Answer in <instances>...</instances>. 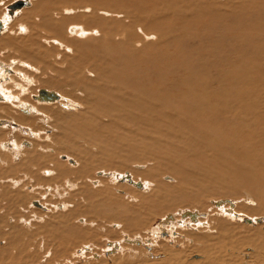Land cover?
Listing matches in <instances>:
<instances>
[{
	"label": "bare ground",
	"instance_id": "1",
	"mask_svg": "<svg viewBox=\"0 0 264 264\" xmlns=\"http://www.w3.org/2000/svg\"><path fill=\"white\" fill-rule=\"evenodd\" d=\"M20 1H24V4L16 6ZM30 2L33 0H15L7 9L11 15L21 10V16L29 17L20 22L27 28L31 27V36L22 41L9 37V41L2 39L3 43L9 48L14 46L19 60H16L17 63L28 67L30 59L33 65H39V74L33 76L41 85L60 90L70 100L74 98L82 102L83 107L72 113L59 106H39L41 109L37 110L31 104L17 101L19 110L26 113V116H15L17 122L28 126L32 124L31 127L38 129L37 132L42 129L37 126L42 124L43 119H48L54 132L49 137L32 140L31 148L24 147V155L17 163L13 161L14 154H0V238L6 239V247L0 254H14L16 258L17 254L26 251L25 245L21 243L25 250L23 252L18 244L27 231L24 232L16 223L17 218L24 217L19 213L22 205L26 207L24 204L34 196L26 192V186L34 189L32 187L47 185L53 189L56 187L52 186L53 183L64 184L65 181L70 188L71 181H77L75 184L78 186L71 185V188L76 187V191L69 193L73 207L66 214L33 211L42 214L40 217L45 219L38 227L43 231L36 230L34 234L56 235L57 239L60 232H66L67 236H63L65 239L69 237L88 243L98 233L89 237V227H82L84 222L79 229L72 225L64 226L71 218H77L74 216L79 213L86 217V222L92 221L94 224L102 220L121 223L118 224L121 227H117L131 234L142 225H147L142 217H147L151 211L169 212L177 205L202 208L204 196L237 195L241 188L246 187L253 189L256 197L254 206L252 202L249 203L252 204L250 213L264 214V68L260 72L256 65L259 59L264 60V44L261 43L263 46L260 47V43L256 46L254 43L258 40L256 38L264 36V0H37L25 9ZM9 17L3 12L0 16L3 25H8ZM240 18L250 21L247 28L243 27V22L239 23ZM203 20L208 22L204 24ZM66 23H73L72 27L77 28L75 35L83 37L67 35ZM3 25L0 23V30ZM90 26H94L93 29ZM89 29L96 35L89 33L84 38L87 34L85 31ZM190 40L196 45L186 47ZM16 42L29 44L17 49ZM51 44L71 47L74 54L67 56L63 48L58 51L57 57L54 52L60 47ZM229 49H232L231 53ZM249 49L252 51L247 52ZM172 53H176L175 57H171ZM4 61L0 58V82L7 80L4 76L6 73L14 72L9 75L18 76L14 84L21 82L24 86L31 85L29 72L17 69L19 66L13 67L15 71H12L10 67L13 65ZM24 86H19L22 88L20 92L11 96L13 100L24 93ZM1 89L0 99L7 102L8 94ZM41 90H45L48 96L41 95ZM37 92L36 97L42 102L60 100V95L54 91L39 89ZM35 110L39 117L31 115ZM20 143H15L16 146L13 143L3 144L9 153H16ZM47 149H53L56 156L60 152L73 156L78 164L71 168L67 163L56 161L55 155L46 157L41 150L46 152ZM147 160L153 164L143 171L133 170V177L141 176L154 181L153 187L150 183L152 190L149 194L137 193L139 204L131 206L128 202L131 198L127 195L134 194L133 188H122L123 197L120 192L118 194L120 186L115 180L126 177L125 182L136 188H145V181L139 182L128 173L123 175L116 172L124 171L131 162ZM111 164L117 168V171L108 174L112 183L90 188V171L95 168L108 170ZM134 168L139 169V166ZM41 169L50 170L45 173L48 176H43ZM104 173L101 171L99 174ZM162 173L173 174L175 183H162L159 180L158 183L157 177ZM71 194L73 199L70 198ZM243 194L248 197L250 193ZM218 201L212 200L211 203L214 206L218 204L216 206L224 214L229 213L228 219L241 218L242 215L233 211V201L229 200L228 205L224 199ZM38 205L44 210L41 204ZM225 205H230V208H225ZM190 209H181L180 217H175L177 219L172 214H166L156 227L157 233L161 231L166 236L173 235L176 234L174 227L177 224L185 227L193 222L198 225L203 223V219L197 220L203 214ZM219 220H213L215 229L219 231L216 234L194 235L197 241L202 242L198 253L205 257L206 264H217L220 260H225V264H237L233 256L218 255L223 243L231 249L251 245L253 248L249 257L253 263L264 262L262 232L255 229L238 235L232 224ZM258 220L260 218H249L245 222L259 223ZM168 222L171 223L169 227ZM117 231L114 233L118 234ZM108 232L109 229L105 232L107 236ZM153 236L152 239L158 235ZM64 238L59 243L65 244ZM126 240H133L131 242L138 246L143 242L138 237H127ZM120 245L115 241L108 244L107 252L122 250ZM86 246L83 245V251L79 252L89 250V246ZM164 251L170 262V259L180 262L181 254H184L181 250ZM60 255H63V251ZM21 258L26 259V256L22 255ZM16 262L28 264V260ZM127 263L130 264V261Z\"/></svg>",
	"mask_w": 264,
	"mask_h": 264
},
{
	"label": "rangeland",
	"instance_id": "2",
	"mask_svg": "<svg viewBox=\"0 0 264 264\" xmlns=\"http://www.w3.org/2000/svg\"><path fill=\"white\" fill-rule=\"evenodd\" d=\"M14 1L13 0H0V16L4 12L5 15L7 17L10 16L9 18L11 19L7 23L9 26L8 25H3V27L0 30V36L2 35L0 37L1 38L0 39V58L3 61L5 60L4 62H8L9 61L10 62L9 64L13 65V66L10 67L12 71H15L14 68L16 66H19V68H17V69L22 70L24 73L29 72V74L31 75V77L28 80L31 81L30 82L31 85L24 86L25 84H23L21 82H18V83L15 82V84H14L13 81L15 80V78H17V80H18V76L14 75L15 77H13V76H10L9 77V75L11 73H14V72H9V74L6 73L4 76L6 77L7 80H4V82L2 81L3 84H1L2 82H0V89L2 87L1 90L3 92L4 91L7 92V94H8L6 96L7 97L8 106H6L7 105V102H4V100H2L3 98L0 99V102L1 103L2 102L4 103L2 105L0 104L1 105V107H0V118H1L0 119V131H1L0 132V136L2 137L1 138V141H0V145H1L0 146V148H1L0 149V151H1L0 154H2V155H8V156H10L11 154H14L15 156L13 158V161H14V163H17L18 161H21V159L23 157V156L21 157V155H24V152L22 151L24 149V147L26 149H30L31 148L30 146L32 144V140L42 139V138H44V136L45 137H49V135H51L54 132V131H52V123H50L48 119L46 120V119H43L42 118L43 119L42 124H39L40 126H37L39 128L42 127V129H40L37 132H36V130H38V129H35L34 127H31L32 124L30 126H28L26 124L19 123V121L17 122L14 119L15 116H19L20 114H22V116H26L25 115L26 114L25 111L22 112L17 107V105H18L17 101H19L21 104H22V102H25L27 104H31V106L37 107V110L38 109H41L43 107L45 108L47 106L48 107L59 106L60 108H63L64 110H66L68 112H71V113L72 112H77V111L81 110L83 106H82V102H80L78 100H75L74 98H71V100H70V98L67 97L65 94H63L60 90H58L56 88L53 89L52 87H46V86L41 85L39 83L40 81L38 82L37 77H35L36 74L37 75L39 74V65L38 66L33 65L32 61L30 59L28 60V64L30 63L28 65V67L26 65H22V64L17 63V61H19V60L17 58V55L14 53L15 52L14 46H11L10 47L12 49L11 50L8 46H6L3 43V40L9 41L10 38L13 39V40H15V41H16V39H17V41H22L25 38L30 37L31 36L30 34H32L31 27L28 26V28H27L26 26L22 25V23L20 22V21L26 20L29 17L21 16V14H20V11L21 10L19 12L18 11L14 12L13 15H11L9 13V10L7 9V6L10 5V4H12V2H14ZM34 1H37V0H33V2ZM33 2H30V5L26 6L25 9L26 8H29V6H31ZM18 16H19V18L20 17L21 18L19 19ZM231 19H227L226 21H231ZM238 21H239V23L240 22H243V27L244 28H247L248 25H249L248 23H250V21H246V20L243 21L242 18L238 19ZM18 22H20V23H18ZM75 22H77V23H80L81 22V23L85 24L82 21H75ZM202 22L205 24L208 21L207 20H203ZM215 23H217V22H215ZM67 24L68 23L65 24V29H66L67 32L64 30L67 35H70L71 37L73 35L74 36L73 38H81V37H83V36L75 35V33L77 32V28L75 29V28L72 27V26H74L73 23L68 24V25ZM92 27H94V26H90L91 29H93ZM21 28H23V30H21ZM4 29H6V30H4ZM91 29L85 31V32H87L88 35L86 34L84 38L88 37L90 34L91 35H96V32L98 33V31H99L96 28V32H92ZM2 30H4L5 32L2 31ZM15 31H16V34L14 33ZM26 32H29V34L27 33V35H29V36L26 35ZM14 35H15L16 38L14 37ZM25 35H26V37H24ZM256 39H258V40H256ZM256 39H255L256 42L254 41L255 46H256L257 43H260V47L263 46L261 43L264 44V36L263 37L256 38ZM261 39H263V40H261ZM28 44H29V42L28 43H24V44L17 43V42L15 43L17 49L18 48H22L24 45H28ZM51 45L52 46H55L56 45L55 46L56 48H59L60 47L59 44H51ZM194 45H196V43H193V41H191V43L188 46H186V47H190V46H194ZM195 47H197V46H195ZM63 48H64V50H62V51H64L65 53H67V56H69V55L71 56L72 54H74L73 53L74 52V49L73 48H71V47H65V46H62V47H60V49H57L56 50L57 53L54 52V54L57 55V57H58V51H61V49H63ZM68 49H69V52H68ZM221 49H223V48H221ZM231 51H232V49L231 50L229 49V53H231ZM250 51H252V49L251 50L250 49L247 50V52H250ZM54 54H53V56H54ZM175 55H176V53H174V54L172 53L171 54V57H175ZM55 58H56V56H55ZM51 60L53 61L54 58H52ZM55 61H56V59H55ZM259 61L260 62H258L256 65L258 66V69L261 72L263 70V68H264V65H263L264 64V60L259 59ZM33 75H35V76H33ZM8 81H10V82H8ZM16 84H17V87L15 86ZM19 86H21V87L24 86L25 87L24 93L23 94L20 93L19 97L16 96L17 99H14L13 100L11 98V96L12 95L15 96L16 92H20V90L22 89ZM39 89H46V90H49V91L56 92L57 94L60 95V100L59 101H55V102H42V101H40L36 97L37 94H38L37 90H39ZM31 93L34 96H32ZM18 94L19 93H17V95ZM1 95H0V97H1ZM263 95H264V93H263ZM68 100H69V102H68ZM11 103L12 104L14 103V105L16 104L15 108H14V105H12ZM48 104H50L51 106L48 105ZM45 105H47V106H45ZM39 106H41V108ZM7 107H8V110H7ZM33 112L34 113L31 114L33 117L34 116L35 117H39V115H38L39 113L36 112V110L33 111ZM3 116H4L5 119H3ZM6 117L7 118L9 117V119H7ZM40 117H42V115H40ZM3 123H5V124H3ZM13 123L15 124V126L13 125ZM4 131H6V132H4ZM3 133H5V134L2 135ZM5 135H7V136H5ZM19 141L20 142L22 141V142L20 143ZM2 142L4 144H6V143H13V145H15V143H17V144L20 143V147L19 148L21 150L18 148V151L16 153H9L7 151L8 150L7 149V146L4 145ZM9 151H10V149H9ZM47 151L45 152V150H41V152L43 154H45L46 157L55 155V157L57 158L56 161L64 162V164L67 163V166L69 165V167H71V168L76 167V165L78 164L77 163L78 160L75 157L69 156L66 153H61L60 152V154H57V156H56V152H53V149H47ZM47 155H49V156H47ZM151 162L152 161H148V160L147 161H142V162H137V161L136 162H131L132 164L131 163L128 164L127 167H125V169H123L124 171L118 170L119 172H116L117 174H123V175L128 173L134 180L137 179L139 182H144L145 181L144 182L145 188H136L135 186H132L131 184L129 185V184H127V182H125V178L126 177L125 178L122 177V180H115L116 184L118 186H120V187H118V189L120 190V191H118V194L120 195V193H121L122 194L121 196H123V193H124L122 188H124V187H131V188H133L134 194L127 195V196H130L129 198H131V199H129V200H131L132 202L131 201H128V197H126L127 198V201L129 202V204L131 206L133 204L134 205H137V203L140 201L139 198H138V196L136 194L137 193L145 194L144 192H146V194H149L150 189L152 190L153 183H154V181H151V180H149L147 178L145 179L144 177H141V176L140 177H133L134 176L133 175V170H139V171L146 170V169L149 168L148 167L149 165H152L153 164V162L152 163ZM138 163H139V165H138ZM134 164H136V165H134ZM94 165L96 166V164H94ZM138 166H139V169L138 168H134V167H138ZM114 167H115V165L114 164H111L110 165L111 170H110V168L108 170H104V169H100V168H95V169L91 170L89 177L91 178L92 181H91V184H90L89 187L90 188H92V187L93 188H98V187L104 186L105 183H112L111 182V176L108 175V174H111L112 172L117 171V168L116 167H115V169H113ZM43 170H45V169H43ZM43 170L41 169L40 170V173H42V175L44 174L45 176H48L45 173L50 172V170L46 169L47 172L46 171H43ZM101 171H103L105 173L102 174V175L99 174ZM160 175L157 177V182H158V180H159V182H162V183H165L166 181H168V183H175V181H176V177L173 174H170V173H165L164 174V173H162ZM67 179L69 180L70 178H67ZM147 180H149V181H147ZM108 181H110V182H108ZM75 183H77V181H74V182L71 181V185H73ZM96 183H97V186H95ZM150 183H151L152 187H151ZM58 184L60 185L59 187L57 186ZM68 184L69 183H67V185ZM54 185H56V187H55L56 189L55 188L52 189V188H50V186L48 187L47 185L37 186L36 188L35 187H32L34 189H31L30 186H26V188H25V190L27 189L26 192H30V195L31 196L34 195L33 198H32L33 201L31 199H29V200H27V203L24 204V205H26V207L22 205V208L19 211V213L20 214H23L24 217L23 218H17L16 219V223L21 227V229L24 232L27 231V235H23V238L24 239L21 242L19 241L20 244H18V248L22 247V251L24 252L26 250L25 251L26 254L25 253H22L21 255L20 254H17L16 258L14 257L15 256L14 254H12V256L10 254H7V253L4 254V255L3 254H0V261H1L0 264H3L2 262H4V264H16L17 263L16 261H18V263H22V262H24V260H28V262H27L28 264H31V263L32 264H57V262H58V264H112V263H115V264H118V263L119 264H124V263L129 264V263H127L129 261H130V264H141V263L142 264H162V263L163 264H206L207 262H206L205 257L203 255H201L200 253H198V250L201 249L202 242L201 241H197L194 238V235L199 234V233H206L207 235H211V233L216 234L217 232H219L217 228L215 229V225H214V221H213L214 219H216V220L220 219L219 221H221L222 223L229 222V225L232 224L231 226L236 229L235 230V233L238 232L237 233L238 235H245V233L247 234V232L253 231L255 229H256V231H259L260 233L262 232L264 234V214H260V213H256V214L253 213V214H251L250 213L251 207L254 206L255 205L254 203L256 202V197L253 194V189L250 190L249 188L243 187V188L240 189V192L237 195H235L232 192L233 193L232 195L220 194L218 196H214V195H211L210 194L207 197L204 196L205 198L203 197L202 198L203 200L201 201V203H203L202 208H199V207L197 208L196 206L195 207H191V206L189 207V206H183V205L182 206H179V205H177V206H175L176 208L174 207L175 210L174 209L173 210H169V212L168 211L158 212L156 210L155 211H151V213H149V215H148L149 217L147 216L148 218L147 217H142V220L143 221L145 220L144 221V224L147 223V225L146 226L145 225H142L143 227L138 228L137 230H134V232L131 233V234L128 233V232H126V231L123 232V229L121 231V228H118L117 227V226H120L118 224H121V223H117V222H106L104 220H102V222L99 223V224L98 223L94 224L92 221L86 222L85 221L86 217H84L83 215H81V213H79L76 216H74V217H77V218H74V219L71 218L67 223L64 224V226L65 225L66 226H71L72 225L73 227H76L78 229H79V227L80 228L85 227L86 229H87V227H89L87 229L88 231L86 230L87 232H89L88 233L89 234L88 235L89 237H93V235H96V233H98V235L95 236V238H92V240H91L92 243H95V244H93L94 246L91 244L90 241H89V243L92 246L88 242H85V240H82V241H84V242H82L80 239H77L76 240L74 238H69V237H67L65 239L64 237L67 236L66 232H63L62 234L60 232V235L58 234L57 239L55 238L56 235H53V237L51 236L53 239L50 236H47V235H44V234L41 235V234L38 233L37 235H35L34 233H37L36 230L38 232H42L43 231V228L42 229H39L38 228L45 221V219L42 217L43 216L42 214H46V213H49V212H52V211H57V214H60L61 213L60 215H62L64 213L66 214V212H68L71 209V207H73L71 205L72 203H70L68 197H69V193H72L71 191H73V190L76 191V187L74 186L75 188H71V185H70V188H68V186L65 184V181H64V184H63V182L62 183H53L52 186H54ZM76 186H78V185H76ZM49 188H50V191H47V189L49 190ZM137 190H138V192H137ZM243 192H245L247 194L250 193V194H248V197H246V195L243 194ZM241 193L243 194V196H242ZM134 196H135V198H134ZM212 196H214V197H212ZM123 197H125V196H123ZM70 198L73 199L72 194L70 195ZM249 198H250V200H249ZM218 199H224V201L227 203V205H228L229 200L233 201L235 203L234 210L233 211L236 214H238L239 216L242 215L241 218L234 217L233 219H230L229 218L230 219L229 220L227 218V217L230 216V215L227 216L229 213L227 215L224 214L223 212H221L222 209L220 210L218 208L219 206H216L218 204H215V206H214L211 203L212 200H215L216 202H219ZM133 200L134 201H137L138 200V201L137 202H134ZM68 201H69V203H67ZM251 202L253 203V205L252 204H249ZM38 204H41L44 207V210L42 208H40ZM229 204H230V202H229ZM227 205H225V208H230V205L229 206H227ZM221 208H224V207L221 206ZM245 208H248V209H245ZM181 209H183V210L184 209L195 210V211L199 212V214H203V215H200L199 218L197 217V220L198 219H201V220L203 219L202 220L203 223H199V225H198V224H196V223L193 222V223H189V226L188 225H185V227H183L184 225L183 226L182 225L180 226V225L177 224V226L174 227V232H176V234L173 233L174 236L171 235V234H169L170 236L168 235L169 236L168 237V236H166L167 235L166 233L161 232V231L158 232L159 233L158 234L157 233L158 229H156V227H157L158 223H160V220L161 219L163 220V218H164V216L166 214H172L174 219L179 218L180 217L179 211ZM34 210L37 211V212H40L42 214H39L38 215L37 212H35V213L33 212ZM221 213H223V214H221ZM40 215H42V216L40 217ZM176 216H177V218H175ZM225 216H226V218H225ZM249 218L250 219L260 218V220H258L259 223L255 222V221L253 223H247V222H245V220L246 219H249ZM40 219H44V220L42 221ZM186 222H189V220L186 221ZM78 224H79V226H78ZM81 224H82V227L80 226ZM89 224H91L92 226L89 225ZM170 225H171V223L168 224V227ZM110 226H111V228H110ZM108 229H109V232H108V236L109 237L105 233ZM110 230L111 231L113 230L111 235H109V233L111 232ZM139 230H140V232H139ZM114 231H117L118 234H115ZM103 233H105L106 235L104 236ZM155 234H156V236L157 235L158 236L156 238L152 239V237H154L153 235H155ZM112 235H113V237H112ZM234 235H236V234H234ZM126 236L128 238L138 237L143 242H140L139 243V246H138L137 244H134L133 243L134 242L133 240H128L127 241L126 240V238H127ZM104 237H106V238H104ZM28 238L30 239L31 243H30V241H28L29 240ZM62 238L65 239V241H66L65 244L66 245L64 243H62V242L59 243V241H62ZM147 239L150 240L151 243L148 242ZM5 240L6 239H4V238H0V247H1L0 252L6 247L5 246L6 245L5 244L6 243ZM74 241H75L76 244H74ZM114 241L117 242V243H119V245L121 243L120 246H121L122 250L120 249L118 251V249H117V251L114 250L116 253L114 251H112L111 253L110 252L108 253L107 252V250H108L107 249L108 248L107 245L110 244V243H113ZM131 241H133V242H131ZM21 243L23 245H25V250L23 248L24 246H22ZM56 243L60 244V246L58 244H56ZM70 244H72V245H70ZM147 244H148V246H147ZM224 244L225 243H223L220 246V252H219L220 254H218V255H221L222 254L223 256H233V257L236 258L235 260H237V264H254L253 261H252V259H251V257H249L251 255L250 253L252 252L251 250L253 248L251 245H243L240 249H231L230 247H228V246H226ZM83 245L89 246L88 248H89L90 251L87 249L86 251L84 250V252H82L83 251V249H82ZM64 246H65V248H64ZM87 246H86V248H87ZM155 246H156V248H155ZM57 247H58L59 250L57 249ZM163 247L165 249L170 250V251H173L174 250V251H178L179 252L181 250V252L184 253V254H181V256L183 255L182 258L180 259L181 261L179 262L178 260H175V261H177V262H175L173 259H170V260H172L170 262L169 259H168V255L166 254V251H164L165 249H163ZM64 250H65V252H64ZM79 250H82V251L79 252ZM30 251H31V253H34V254H31ZM62 251H63V255H60L62 253ZM117 252H119V253H117ZM22 255L23 256L25 255L26 256V259L21 258ZM126 255H127V257H126ZM197 255H199L200 258ZM195 256H197V258H195ZM11 257H12V259H11ZM235 260H231V262H233ZM217 264H225V260H220L219 262H217ZM262 264H264V262H262Z\"/></svg>",
	"mask_w": 264,
	"mask_h": 264
},
{
	"label": "water",
	"instance_id": "3",
	"mask_svg": "<svg viewBox=\"0 0 264 264\" xmlns=\"http://www.w3.org/2000/svg\"><path fill=\"white\" fill-rule=\"evenodd\" d=\"M23 2H24V1H20V2H18V3L16 4V6L19 5V4H24ZM40 93H41V95L48 96V95H46V91H45V90H41Z\"/></svg>",
	"mask_w": 264,
	"mask_h": 264
},
{
	"label": "flooded vegetation",
	"instance_id": "4",
	"mask_svg": "<svg viewBox=\"0 0 264 264\" xmlns=\"http://www.w3.org/2000/svg\"><path fill=\"white\" fill-rule=\"evenodd\" d=\"M0 23L3 25V22H2V20H0ZM2 28V27H1ZM13 125L15 126V124L13 123Z\"/></svg>",
	"mask_w": 264,
	"mask_h": 264
}]
</instances>
